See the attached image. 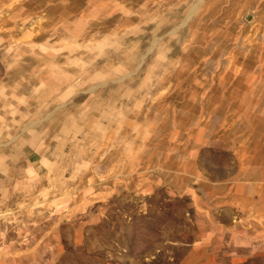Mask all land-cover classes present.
Wrapping results in <instances>:
<instances>
[{"label":"rangeland","instance_id":"1","mask_svg":"<svg viewBox=\"0 0 264 264\" xmlns=\"http://www.w3.org/2000/svg\"><path fill=\"white\" fill-rule=\"evenodd\" d=\"M60 1L123 65L93 86L147 137L69 164L65 195L0 199V264H264V223L221 198L264 175V0Z\"/></svg>","mask_w":264,"mask_h":264},{"label":"crops","instance_id":"2","mask_svg":"<svg viewBox=\"0 0 264 264\" xmlns=\"http://www.w3.org/2000/svg\"><path fill=\"white\" fill-rule=\"evenodd\" d=\"M31 1L0 0L1 201L65 195L69 164L83 173L100 152L128 156L147 137L130 103L102 99L93 86L100 77L121 83L108 70L123 65L96 44L89 22L69 16L62 1L54 9ZM225 182L221 198L233 206L231 219L263 225L264 175Z\"/></svg>","mask_w":264,"mask_h":264}]
</instances>
